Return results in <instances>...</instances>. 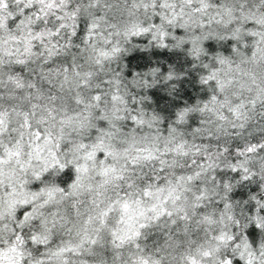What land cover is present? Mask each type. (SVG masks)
Segmentation results:
<instances>
[{
    "label": "clouds",
    "instance_id": "clouds-1",
    "mask_svg": "<svg viewBox=\"0 0 264 264\" xmlns=\"http://www.w3.org/2000/svg\"><path fill=\"white\" fill-rule=\"evenodd\" d=\"M0 264H264V0H0Z\"/></svg>",
    "mask_w": 264,
    "mask_h": 264
}]
</instances>
